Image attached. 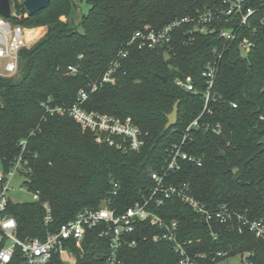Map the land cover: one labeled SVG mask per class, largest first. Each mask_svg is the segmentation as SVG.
<instances>
[{
    "label": "trees",
    "instance_id": "1",
    "mask_svg": "<svg viewBox=\"0 0 264 264\" xmlns=\"http://www.w3.org/2000/svg\"><path fill=\"white\" fill-rule=\"evenodd\" d=\"M10 1L15 13L8 19L18 22L28 10L17 0ZM223 1L87 0L89 12L76 26L61 19L77 8L76 0H51L42 10L27 13L24 22L46 26L47 32L21 50L17 75L0 76V171L8 173L21 158L25 185L40 195L34 202L10 200L3 212L16 218L19 238L44 239L79 211L97 208L104 199L118 212L148 200L156 186L152 174L164 172L170 147L181 142L185 128L197 118L201 124H220L222 131L194 128L184 148L203 155V164L182 161L179 170L168 173L166 183L188 182L193 195L210 208L226 204L246 219H264V25L244 55L237 42L229 43L219 30L192 31L191 22L176 28L172 40L157 48L128 45L138 30L159 29L173 20L222 8ZM217 26L233 25L222 20ZM122 50L128 55L120 61L117 82L93 93L86 106L131 117L145 134L138 151L98 143L93 133L83 131L67 114L51 112L70 107L78 92L98 80ZM219 54L207 101L203 72ZM69 65H77L79 71L68 74ZM187 77L194 91L176 83ZM178 100V123L166 130L167 115ZM114 184H118L115 194ZM44 202L52 209L48 223ZM149 209L167 222L178 221L179 237L193 241L192 251L207 255L201 264H231L244 252H251L252 264H264V242L247 226L239 232L216 219L206 223L178 198L160 206L154 199ZM136 226L129 237L136 245L121 251L125 264H178L172 244L152 240L161 231L159 226L150 220ZM67 243L76 255L75 263L63 261L57 252L48 264H107L109 239L99 236L98 230L87 231L81 248L73 240ZM220 251L228 256L213 261L211 255ZM8 264H27L20 248Z\"/></svg>",
    "mask_w": 264,
    "mask_h": 264
},
{
    "label": "built area",
    "instance_id": "2",
    "mask_svg": "<svg viewBox=\"0 0 264 264\" xmlns=\"http://www.w3.org/2000/svg\"><path fill=\"white\" fill-rule=\"evenodd\" d=\"M76 2L78 4L79 0H76ZM250 2L251 0H224L222 8L216 10L206 9L199 12L197 16L173 20L159 29L147 26L143 30L136 31L128 45L137 44L140 48H157L172 40L176 28L184 23L191 22L193 25L192 31L208 33L219 30L220 36L229 43L237 42L238 49L244 55L253 46V38L258 29L264 25V0H259L257 5H251ZM222 20L233 26L218 27L217 24ZM27 45V29L0 15V76L12 77L20 72V52ZM127 55L128 50H122L119 53L120 58L113 61L98 80L89 82L87 87L78 92L76 101L70 107H57L51 109V112L67 114L79 124L83 131L93 133L98 143H106L121 150L138 151L145 144V134L131 117L121 118L108 113L89 110L86 106L93 93L105 84H115L117 82L116 73L120 67V61ZM220 57L219 54L216 59L208 61L203 72L207 83V101L214 85ZM78 71L79 67L77 65L68 66V74H76ZM176 83L189 91L195 90L191 77H187L186 81L179 79ZM233 106L236 107L237 105L233 104ZM198 127L211 129L217 134L222 131L220 124L214 125L209 122L201 124L199 118L189 123L185 128L181 142L170 147L167 167L164 172L161 174L154 172L152 174L156 186L148 200L145 202L137 201L125 211L118 212L109 206L108 199H104L99 207L85 208L79 211L75 218L64 223L58 231L48 233L44 239L35 237L23 240L19 238L16 218L13 215L3 213L11 200L8 196L10 180L22 169L21 158L8 173L0 171V264H8L17 248L21 249L27 264H48L53 254L57 252L63 261L75 263L76 255L67 241L73 240L81 248L88 230H98L99 236L109 239L106 253L107 264H125L123 259L120 258L121 251L125 246L132 247L136 245V241L131 240L129 237L136 232L137 222L147 220H150L153 225H157L161 229L159 233L152 236V240L154 242L165 240L172 244L178 255V264H201L200 259L206 258L207 255L192 251L193 241L182 240L179 237V223L177 220L167 222L149 209V205L154 199L160 206L167 199L178 198L195 210L204 222L208 223L216 219L226 224L229 230H238L239 232H242L243 227L247 226L256 238L264 242V219H246L240 213L230 210L226 204H222L217 208H210L193 195L188 182L166 183L168 173L179 170L182 161H193L199 166L203 164V155L189 153L184 148L190 133ZM22 144L25 145L26 141H22ZM117 187L118 184H114L113 194L117 192ZM34 197L36 201L40 200L38 192L34 193ZM43 207L45 221L48 223L52 220V209L48 202H44ZM211 235L214 239L218 237L213 230H211ZM226 256H228V252L220 251L211 255V259L216 261L217 258ZM250 256L251 252L239 254L241 258L239 264H252Z\"/></svg>",
    "mask_w": 264,
    "mask_h": 264
},
{
    "label": "rangeland",
    "instance_id": "3",
    "mask_svg": "<svg viewBox=\"0 0 264 264\" xmlns=\"http://www.w3.org/2000/svg\"><path fill=\"white\" fill-rule=\"evenodd\" d=\"M18 3L24 4L25 0H17ZM12 5V14L15 13L14 5ZM77 8L72 11V14L68 17L62 16L61 19L70 22V24L76 26L80 23L81 18L83 15L88 14L89 12V5L87 0H79V3L76 6ZM28 13V12H27ZM20 15L18 22L12 21V23L21 25L22 27L27 29V39L28 45L26 48L32 47L40 38H42L45 33L47 32L46 26H36L33 23H26L24 22V18L27 16ZM81 29V27H79ZM1 68V67H0ZM1 70V69H0ZM27 179L20 173H16L10 180V189L8 190V196L13 202H34L35 197L34 193L29 191L27 186L25 185V181ZM66 256V255H64ZM241 258L237 256L231 260L233 264H239Z\"/></svg>",
    "mask_w": 264,
    "mask_h": 264
},
{
    "label": "water",
    "instance_id": "4",
    "mask_svg": "<svg viewBox=\"0 0 264 264\" xmlns=\"http://www.w3.org/2000/svg\"><path fill=\"white\" fill-rule=\"evenodd\" d=\"M50 1L51 0H25L24 5L29 14H34L47 6ZM0 15H3L6 18H10L12 16V5L10 0H0ZM162 78L165 81L167 80V77L165 76ZM179 105L180 101L178 100L174 104L172 112L167 115L168 121L165 125L166 130L177 125L179 120Z\"/></svg>",
    "mask_w": 264,
    "mask_h": 264
}]
</instances>
